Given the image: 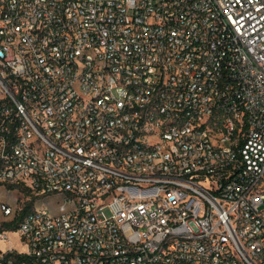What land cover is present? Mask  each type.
<instances>
[{
    "label": "built area",
    "instance_id": "2783aa9c",
    "mask_svg": "<svg viewBox=\"0 0 264 264\" xmlns=\"http://www.w3.org/2000/svg\"><path fill=\"white\" fill-rule=\"evenodd\" d=\"M0 185V264H264V0H0Z\"/></svg>",
    "mask_w": 264,
    "mask_h": 264
},
{
    "label": "rangeland",
    "instance_id": "374dc122",
    "mask_svg": "<svg viewBox=\"0 0 264 264\" xmlns=\"http://www.w3.org/2000/svg\"><path fill=\"white\" fill-rule=\"evenodd\" d=\"M23 195L24 194L20 191L19 188H13L9 191L6 185H0V201L9 203L15 210L19 205L20 197H22ZM62 202L63 198L61 196H51L40 199L36 203V206L38 208L48 207L53 214H56L59 212V205ZM14 214L15 213H13L12 215H5L4 212L0 209V220L9 221L13 219ZM8 245H16L19 247L22 246L16 234H12L9 241L2 243V246Z\"/></svg>",
    "mask_w": 264,
    "mask_h": 264
},
{
    "label": "trees",
    "instance_id": "16d2710c",
    "mask_svg": "<svg viewBox=\"0 0 264 264\" xmlns=\"http://www.w3.org/2000/svg\"><path fill=\"white\" fill-rule=\"evenodd\" d=\"M33 207V200H29V201H26V203L24 204L23 208L18 212V214L15 216V218L10 221L9 223H7V227L8 228H12V229H16L22 218L24 217V215L29 212ZM22 256H18V260L21 259ZM17 262V261H16Z\"/></svg>",
    "mask_w": 264,
    "mask_h": 264
}]
</instances>
